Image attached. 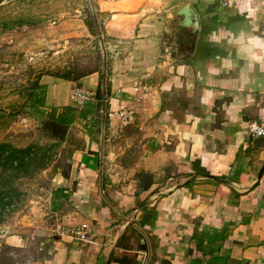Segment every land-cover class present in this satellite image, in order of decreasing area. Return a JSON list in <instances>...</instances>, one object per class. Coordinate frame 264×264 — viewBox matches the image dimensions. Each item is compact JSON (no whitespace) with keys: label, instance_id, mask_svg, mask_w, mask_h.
Wrapping results in <instances>:
<instances>
[{"label":"crops","instance_id":"0c3cea01","mask_svg":"<svg viewBox=\"0 0 264 264\" xmlns=\"http://www.w3.org/2000/svg\"><path fill=\"white\" fill-rule=\"evenodd\" d=\"M182 5L198 20L186 59L173 36ZM99 7L110 13L107 94L96 95L99 73L39 79L47 107H75V86L95 93L62 140L52 134L67 148L41 171L50 181L42 219L50 212L63 224H86L88 241L43 230L35 264H205L193 235L223 229L224 264H264V138L248 133L251 122L264 126V0L226 7L101 0ZM126 109L136 116L129 127L118 116ZM13 238L8 245L23 247Z\"/></svg>","mask_w":264,"mask_h":264},{"label":"rangeland","instance_id":"374dc122","mask_svg":"<svg viewBox=\"0 0 264 264\" xmlns=\"http://www.w3.org/2000/svg\"><path fill=\"white\" fill-rule=\"evenodd\" d=\"M100 1L0 0V22H24L11 29L0 28V143L43 148L36 160L20 170L0 165V264H35L41 232L53 227L52 213L48 211L46 220L41 217L50 185L41 171L57 160L58 152L65 151L67 145L63 148L52 138V129L44 125L49 108L35 111L28 94L39 74L54 75L74 68L85 72L98 66L103 72L98 52L102 54L104 44L111 52L110 38L104 33L97 39L84 23L95 15L104 30L110 13L101 11ZM42 156L44 161L39 162ZM65 160L64 156L59 161ZM10 236L21 239L23 247L8 245Z\"/></svg>","mask_w":264,"mask_h":264},{"label":"trees","instance_id":"16d2710c","mask_svg":"<svg viewBox=\"0 0 264 264\" xmlns=\"http://www.w3.org/2000/svg\"><path fill=\"white\" fill-rule=\"evenodd\" d=\"M85 25L90 32V34L97 39H102L104 31L100 24H97L96 16L90 15L89 20H85ZM24 22L22 20H15L10 22L7 20H2L0 22V28L3 30L11 29L13 27L22 26ZM103 43V41H101ZM98 59L100 61L99 65L103 66L106 62L103 59V56L98 52ZM91 73H99L101 77V84L98 87L97 97H101V94L106 95L108 92L107 85L105 86L104 92H102V84L104 74L99 71V66L94 70H89L85 72H76V69L69 70L64 73H56L53 76L55 78L68 80V81H77L82 77L90 75ZM42 75L39 74L35 82L30 88V93L28 94L29 102L31 106L34 107L35 111H45L49 110V113L45 112V127L52 129V134L57 137L58 140H62L66 133L67 127L76 119H84L86 117V112H83L82 109H77L75 107L65 106L62 108L47 107L45 104V86L39 84V79ZM48 75V74H47ZM98 93L100 95H98ZM32 101V102H31ZM47 108V109H44ZM60 111V112H58ZM43 148L37 147L35 145L28 146L26 148H16L9 143H0V165L6 166L9 165L14 170H20L22 166L29 164L36 156L38 152H42ZM39 162L44 161V156L38 158ZM186 185V184H185ZM228 237V232L226 229H223L220 232L212 233H202L197 232L192 237V243L194 246L195 253L198 255V260H201V257H206L205 264H224L226 262V257L219 255L221 245Z\"/></svg>","mask_w":264,"mask_h":264},{"label":"built area","instance_id":"2783aa9c","mask_svg":"<svg viewBox=\"0 0 264 264\" xmlns=\"http://www.w3.org/2000/svg\"><path fill=\"white\" fill-rule=\"evenodd\" d=\"M223 6L229 5V0H222ZM71 101L76 108H82L85 104L93 101L95 99V93L87 90L80 86H75L71 91ZM119 120L122 126H128L134 123L135 121V112L132 110H120L118 113ZM248 133L251 139L264 138V126L258 124L257 122H251L248 125ZM53 219V227L51 228L52 235L70 236L77 238L82 241H88V226L86 224L78 226H69L63 224L61 220L58 219V215L51 214Z\"/></svg>","mask_w":264,"mask_h":264},{"label":"water","instance_id":"95a60500","mask_svg":"<svg viewBox=\"0 0 264 264\" xmlns=\"http://www.w3.org/2000/svg\"><path fill=\"white\" fill-rule=\"evenodd\" d=\"M175 25L173 26L175 44L178 47H182L181 58L186 59L193 51L198 20L195 12L188 6L182 5L174 12ZM160 100L156 96L153 109L156 111L159 109ZM263 173V168L260 171L259 178ZM54 239H59L58 235L53 236Z\"/></svg>","mask_w":264,"mask_h":264}]
</instances>
